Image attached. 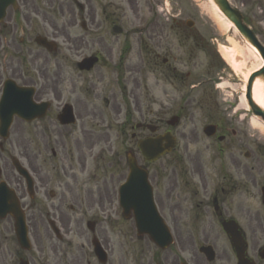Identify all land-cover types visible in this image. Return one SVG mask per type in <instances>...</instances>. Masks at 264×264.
Segmentation results:
<instances>
[{
    "label": "flooded vegetation",
    "instance_id": "obj_1",
    "mask_svg": "<svg viewBox=\"0 0 264 264\" xmlns=\"http://www.w3.org/2000/svg\"><path fill=\"white\" fill-rule=\"evenodd\" d=\"M121 2L131 15H115L120 8L108 2L104 8L112 15L100 17L102 22L77 0H14L0 7V99L4 88L9 93L18 87L32 88V101L46 109L30 122L14 116L8 137H0V195H5L2 204L7 206H0V215H7L0 219V232L13 231L8 213L16 204L25 215L31 244L29 251H23L12 235L17 246L10 256L29 264H237L236 236L244 264H264V135L249 134L247 115L219 111L210 94L202 96L211 99L206 105L196 103L191 93L199 91L200 83H187L190 73H181L182 59L156 43H144V38L156 39L151 27L157 21L140 22L134 16L135 0ZM124 20L141 25L127 33L133 40L123 43L122 57L114 56L112 49L106 53L101 49L109 63L100 52L92 55L111 71L116 86L120 76L137 87L142 83L144 112L134 92L132 106L122 108L111 79L106 83L112 89L105 95L96 87L104 77L99 74L88 81L87 73L77 70L73 61L87 51L86 37L96 33L100 23ZM122 30L110 28L112 35ZM183 34L189 36L184 31L176 36ZM37 38L54 42L52 51L36 47ZM193 44L198 46L195 40ZM196 50L188 52L191 61ZM142 70L153 81H140L135 74ZM86 84L96 88L90 89V97L78 98L76 86ZM155 88H160L157 97ZM179 92L182 97L169 108L170 96ZM67 105L74 119L63 125L59 117ZM136 115L141 123L134 121ZM172 117L177 123L169 128ZM194 120H201V125L195 126ZM147 125L155 128V134L148 133ZM207 126L213 127L208 131ZM111 131L117 149L104 166L105 151L112 149ZM168 132L176 143L169 154L155 162H137L147 173L152 200L171 239L166 250H159L147 237L137 236L132 214L128 220L120 218L116 197L128 174L126 155L137 153L139 140ZM92 158L94 173L87 174ZM14 165L30 176L29 193ZM119 221L131 222L125 225L130 240H119L124 226ZM93 242L102 249L99 255Z\"/></svg>",
    "mask_w": 264,
    "mask_h": 264
},
{
    "label": "rangeland",
    "instance_id": "obj_2",
    "mask_svg": "<svg viewBox=\"0 0 264 264\" xmlns=\"http://www.w3.org/2000/svg\"><path fill=\"white\" fill-rule=\"evenodd\" d=\"M79 1L83 2L82 5L86 7V9H90L92 14L96 17V20L99 19L101 22L102 19L100 17H103V15H112L110 14L111 11L108 12L104 8V6L108 5V2L114 4V9L117 7L120 8L121 11L119 12L115 10V15H131L130 12H128L127 7L121 2V0ZM229 1L233 7H235L243 14L245 25L247 24L248 27H250L260 43L264 45V0ZM135 4L134 16L141 17L144 20L145 18H149L150 21L154 19L157 20V23H153L151 27L152 32H156V39L149 42L147 38H144V43H148L149 45H151V43H156L162 48L167 49L169 53H173L174 56H178V58L182 59V61L180 62L182 64V66L180 67L182 69L181 73L186 74L187 72H191V78H193L194 76H196L197 78L201 77L205 79L211 78V80H214L216 78L214 82H226L227 87H222L221 89L225 94H227L226 97L221 96L220 90L213 89L212 91L216 95L217 102H219L218 105L221 110L226 107L222 102V99L231 101L233 100L232 104H234L232 105V107L230 109L226 108L228 112L232 111L233 108L237 106L236 97L243 95L242 90L244 89V77L247 72L257 67L258 59L255 55H253V53H250L251 49L248 48L249 46L246 45V43L241 39L239 35L236 34L235 36V34H233L232 32H222L218 29L217 25L209 18V16H207V14L203 12L201 8H203V6L205 5H208V0H135ZM104 10L105 13L102 12ZM173 21H177V23ZM179 21H181V24L178 25ZM186 21L193 22L194 25L192 29H187V27L185 26ZM124 22H126V20H124L122 24L118 23L117 25H122L124 27V32H126L128 31L127 27L129 26L130 28V25ZM100 24L101 25L98 30H96V33L89 34L86 38V41L88 43L87 51H84V53L77 58L73 57V61H76L78 58H82L84 56L86 57L90 53L94 52H100V54L104 56L101 49H103L105 53L108 49H112L113 55L117 56L118 54H120V49L123 47V43H126V41L130 43L132 42V36L126 35L124 33H121V35H112L107 28V24ZM181 31L188 33L189 36H186V34H183L182 36H176V33ZM135 37L137 36H134V38ZM192 39H194L195 42L198 43L201 50H199L198 52L196 51V57H194L195 60L191 61L188 58V51L193 47L194 40ZM213 52L215 56L212 55ZM216 52L225 60H228L230 56L233 55L232 60H234L235 62L236 69H232L231 67H229L226 64L225 60L220 56L216 57ZM104 57L107 58V56ZM132 59L133 61H135L136 56L132 57ZM215 63H220V66L217 67ZM99 74L104 77V80L102 83L98 82L96 84V87L99 91L103 90L104 94L106 95V92L112 89V85L106 83L108 79H111V82H113V77L111 76L110 70L95 67L93 71L87 75V80L94 81L96 79V76H98ZM107 74H109L108 77ZM135 75L140 81H143L144 79H153V77L149 75L148 71L142 70L136 72ZM126 78L127 76L120 78L119 87L116 86L113 82L116 93L115 97H117L118 102L121 104L122 108L128 103H130V105L132 106L133 98L131 95H133L134 92L133 96H136L137 102L142 107L143 112L144 103L146 101L145 97L143 96L144 89L142 87V83H140V87H137L136 84H133L132 82L130 84L126 83ZM89 87V84L84 85L82 88L77 86L75 88L74 94L78 98L91 96L89 90L96 87ZM86 88L88 92L86 91ZM158 90L160 91L159 88ZM171 98L175 100L178 97L175 98V95L173 94ZM171 103L172 102H169V104ZM173 103H175V101H173ZM242 106L245 107V104L241 101L240 105H238V111L245 112V110H240ZM154 108L155 106H153V109ZM121 117L122 115L118 117L119 122L122 121ZM135 117L136 118L134 119V121L138 123L140 121V117H138L137 115ZM199 122V120H194V125L198 126ZM245 122L248 123V119H246ZM247 129L249 134L253 133L255 135H258V132H256V130L250 129L248 124ZM115 138V134L113 133V131H111L109 139L110 144L112 145V149H110L111 152L105 151V160H103L104 166L109 161L108 159L112 158V153H114L115 151L113 149H117L115 145ZM103 146L104 143L103 145L100 144L98 148L94 150L96 151L95 153L100 151ZM95 163L96 162L94 161V159H92L91 163L87 167V174H89V172L94 173L93 171ZM101 174L106 175L104 172H102ZM119 223L124 224V226H122L120 229L121 231L119 232V240H130L128 239L129 233L125 231L127 230L125 225H128L131 222L119 221ZM11 237L12 232H0V245L2 246L3 250V255H0V264H17L15 260H13L14 258L10 256V254L13 253L15 249V244L14 242L12 243L10 239ZM136 250L139 251V249ZM123 251H126V247L123 248Z\"/></svg>",
    "mask_w": 264,
    "mask_h": 264
},
{
    "label": "water",
    "instance_id": "obj_3",
    "mask_svg": "<svg viewBox=\"0 0 264 264\" xmlns=\"http://www.w3.org/2000/svg\"><path fill=\"white\" fill-rule=\"evenodd\" d=\"M5 1V0H3ZM213 4L216 6V8L219 10V12L226 18L238 31V33L241 35V37L248 43L251 47H253L256 52L260 55V58L263 59L264 63V48H262L251 31L245 26L243 23L242 16L235 10L233 9L229 2L227 0H211ZM94 63L93 60H86L83 62L84 68L89 69L90 66H92ZM264 72V68H262L261 71L254 73L249 79H248V84H247V92L245 95V98L247 100V103L251 109V111L254 113L255 116H259L262 121H264V109L257 105L253 100L252 97V86L253 82L255 81L254 79L258 77V79L262 80L263 77H261V73ZM33 104L27 99L25 103H23L20 107L17 108L16 111H14L18 116L23 117L25 119H30L32 116V106ZM4 118V117H3ZM10 116L5 120L4 123V132L6 133L7 128L9 126L10 122ZM155 143V142H154ZM154 143L150 142H143L142 144L139 145V149L142 153V155L148 159H154L156 156L158 157L160 154L163 153V151H160V148H153ZM172 145L169 142V146ZM170 150V147H169ZM130 162V170L133 172L135 171L134 169L135 166L132 163V160L129 158L128 159ZM140 174L138 173H132L133 176H139ZM151 198H149L148 201H146V209L147 211L145 212L144 210L139 211L138 213L135 214L136 218V225H137V233L141 234H147L152 242H154L157 246L160 248H165L167 246V243L165 241L169 240L167 231H165V228L161 225V221L159 216L157 215L155 209L153 208L152 204L150 203ZM143 206V205H142ZM15 217V233L18 239L19 244L23 248H28L27 247V240H26V231L24 228V220L23 216L21 214H14Z\"/></svg>",
    "mask_w": 264,
    "mask_h": 264
},
{
    "label": "bare ground",
    "instance_id": "obj_4",
    "mask_svg": "<svg viewBox=\"0 0 264 264\" xmlns=\"http://www.w3.org/2000/svg\"><path fill=\"white\" fill-rule=\"evenodd\" d=\"M201 9L217 25L219 30H221L222 32H232L236 36V33H237L236 29H234V27L219 13L217 8H215V6L210 1H208V5L203 6V8H201ZM248 51H249V49H248ZM250 53H253V55H255L257 57L258 65L255 69L246 73V75L244 77L245 81L247 80V78L249 77V75L252 72L257 71L258 68H260L262 65L261 59L258 58L259 56H257L256 52L252 48H251ZM232 59H233V55L230 56V58L228 60H226V63L232 69H236L235 62ZM254 80L255 81L253 83V89H251L252 93H253L252 94V96H253L252 101H254L257 105H259L260 107H262L264 109V83H262L261 81H259L257 79H254ZM242 101L244 102L245 100L242 98ZM251 122H252L251 125L254 129H256L260 133L264 134V126L261 123L257 122L254 119Z\"/></svg>",
    "mask_w": 264,
    "mask_h": 264
}]
</instances>
